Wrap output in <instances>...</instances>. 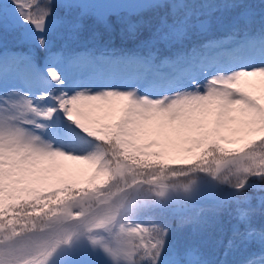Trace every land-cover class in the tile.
<instances>
[{
  "label": "snow or ice",
  "instance_id": "snow-or-ice-1",
  "mask_svg": "<svg viewBox=\"0 0 264 264\" xmlns=\"http://www.w3.org/2000/svg\"><path fill=\"white\" fill-rule=\"evenodd\" d=\"M61 8L79 10L73 31L89 14L169 8L153 38L180 44L236 14L228 43L165 58L172 71L138 86L51 51ZM252 16L243 0H0V37L49 52L40 67L31 48L0 50V264H264V19ZM202 200L234 221L224 259L172 238L168 215ZM204 211L181 224L210 226Z\"/></svg>",
  "mask_w": 264,
  "mask_h": 264
},
{
  "label": "rangeland",
  "instance_id": "rangeland-1",
  "mask_svg": "<svg viewBox=\"0 0 264 264\" xmlns=\"http://www.w3.org/2000/svg\"><path fill=\"white\" fill-rule=\"evenodd\" d=\"M250 6L253 13L252 24L258 27L261 20L264 19V5L253 0H243ZM157 22L144 32L143 36L138 38L123 49V42L114 43V38L110 37L113 29H118L121 33L129 32V23H137L141 20V16L121 17L111 16L107 22L99 21L94 15H86L80 19L81 27L79 31H73L71 26L66 21H75L78 17L79 10H68L61 8L58 10L57 26L52 34V52H60L63 54H82L97 58V68L93 69L104 74L117 76L126 80L138 81L139 85H145L147 81L153 78L156 73H168L172 69L164 66L161 61L165 58L174 57L178 53H190L193 48L200 49V46L207 44L210 40H220L228 43L227 37L230 31L228 21L234 16L235 11L217 12L216 17L219 20H214L211 30L207 33H200L193 30L190 37L182 44L169 41H161L158 37L153 38L154 33L160 27L161 18L170 13L169 8H160ZM170 19V17H169ZM131 44V46H130ZM32 49L36 57V63L42 67L45 57L49 52L39 48V46L22 43L19 34L9 32L0 37V50L12 52H27ZM117 49V50H116ZM136 49V50H134ZM118 51V52H117ZM117 52V57L114 53ZM153 59L151 66H145L144 62L150 57ZM199 54V53H198ZM210 60H220L226 53L216 50H210L205 53ZM216 58V59H215ZM170 69V70H169ZM92 70H84V76L90 74ZM9 85H22L23 81L17 76L10 74L8 77ZM210 201V200H205ZM202 202V201H200ZM202 219L209 221L210 226H205L202 223L184 227L179 226L173 229L172 238L178 244H185L192 241L199 242L205 250L215 260L224 259L222 252L223 248L218 244L222 236L229 232L225 229L221 217L213 210L204 209ZM170 223L171 220L169 219ZM206 228L208 233L202 229ZM200 235V236H199ZM228 260L240 259L238 254L230 255Z\"/></svg>",
  "mask_w": 264,
  "mask_h": 264
},
{
  "label": "trees",
  "instance_id": "trees-1",
  "mask_svg": "<svg viewBox=\"0 0 264 264\" xmlns=\"http://www.w3.org/2000/svg\"><path fill=\"white\" fill-rule=\"evenodd\" d=\"M253 1L260 2V0H253ZM140 16H141V20H139L136 23L138 24V27L134 33L129 31L123 34L117 28L111 31L110 37L114 38L113 40L114 43H118V41L120 42L122 41L123 49L125 48V46L129 45L130 41H131V44H133L135 40L143 36L144 32L147 31V29H150V27L157 22L159 18L158 17L159 12L156 10L147 11ZM117 52L114 53L115 57H117L118 55ZM200 209L213 210V202L212 201H202V202H197L196 204H188V205H185L183 209L179 210L175 217H173L172 215H168V219L171 220L172 229H175L179 226L184 227L185 225L189 224V223L181 224V217L185 218L186 220H195L196 214L199 212ZM216 213L221 217V220H222L223 225L225 226V229L230 230L231 224L234 221L231 220L228 212L225 210V211H216ZM260 223H264V220L257 218V224H260ZM193 224L195 225L197 223L195 222L190 223V225H193ZM202 230L206 232L207 234H209L205 227Z\"/></svg>",
  "mask_w": 264,
  "mask_h": 264
},
{
  "label": "water",
  "instance_id": "water-1",
  "mask_svg": "<svg viewBox=\"0 0 264 264\" xmlns=\"http://www.w3.org/2000/svg\"><path fill=\"white\" fill-rule=\"evenodd\" d=\"M95 2H101V0H95ZM202 201H205V200H202ZM200 202V201H199Z\"/></svg>",
  "mask_w": 264,
  "mask_h": 264
},
{
  "label": "bare ground",
  "instance_id": "bare-ground-1",
  "mask_svg": "<svg viewBox=\"0 0 264 264\" xmlns=\"http://www.w3.org/2000/svg\"><path fill=\"white\" fill-rule=\"evenodd\" d=\"M221 40V39H220ZM216 59V58H215ZM170 70V69H169Z\"/></svg>",
  "mask_w": 264,
  "mask_h": 264
}]
</instances>
